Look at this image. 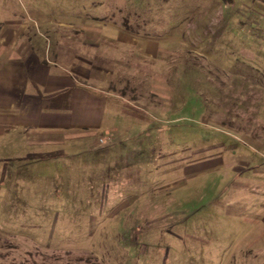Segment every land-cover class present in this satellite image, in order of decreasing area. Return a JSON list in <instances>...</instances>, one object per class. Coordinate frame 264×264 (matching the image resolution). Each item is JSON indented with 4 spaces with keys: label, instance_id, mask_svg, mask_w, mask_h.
<instances>
[{
    "label": "rangeland",
    "instance_id": "1",
    "mask_svg": "<svg viewBox=\"0 0 264 264\" xmlns=\"http://www.w3.org/2000/svg\"><path fill=\"white\" fill-rule=\"evenodd\" d=\"M83 22L110 110L95 137H0V264H264L262 25L223 0H0L40 59Z\"/></svg>",
    "mask_w": 264,
    "mask_h": 264
},
{
    "label": "crops",
    "instance_id": "2",
    "mask_svg": "<svg viewBox=\"0 0 264 264\" xmlns=\"http://www.w3.org/2000/svg\"><path fill=\"white\" fill-rule=\"evenodd\" d=\"M230 4L237 16L264 28V0ZM9 24L0 29V137L18 130L19 137L34 147L95 137L110 109L109 91L92 80L107 84L111 74L96 63V28L86 22L68 25L60 32L68 47L62 43L52 59H40L32 48L19 43L23 26Z\"/></svg>",
    "mask_w": 264,
    "mask_h": 264
},
{
    "label": "trees",
    "instance_id": "3",
    "mask_svg": "<svg viewBox=\"0 0 264 264\" xmlns=\"http://www.w3.org/2000/svg\"><path fill=\"white\" fill-rule=\"evenodd\" d=\"M225 3H230L231 0H223Z\"/></svg>",
    "mask_w": 264,
    "mask_h": 264
}]
</instances>
